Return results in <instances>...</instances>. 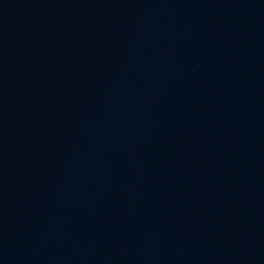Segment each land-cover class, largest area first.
<instances>
[{"label": "water", "instance_id": "water-1", "mask_svg": "<svg viewBox=\"0 0 264 264\" xmlns=\"http://www.w3.org/2000/svg\"><path fill=\"white\" fill-rule=\"evenodd\" d=\"M0 264H264V0H0Z\"/></svg>", "mask_w": 264, "mask_h": 264}]
</instances>
